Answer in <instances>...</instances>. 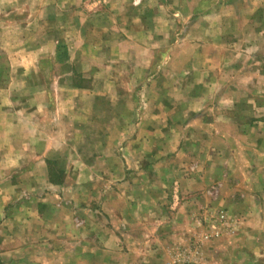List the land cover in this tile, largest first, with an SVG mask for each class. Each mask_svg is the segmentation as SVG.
<instances>
[{
	"label": "crops",
	"instance_id": "crops-1",
	"mask_svg": "<svg viewBox=\"0 0 264 264\" xmlns=\"http://www.w3.org/2000/svg\"><path fill=\"white\" fill-rule=\"evenodd\" d=\"M24 1L0 0V264H168L220 217L202 263L264 264L258 0Z\"/></svg>",
	"mask_w": 264,
	"mask_h": 264
},
{
	"label": "rangeland",
	"instance_id": "rangeland-1",
	"mask_svg": "<svg viewBox=\"0 0 264 264\" xmlns=\"http://www.w3.org/2000/svg\"><path fill=\"white\" fill-rule=\"evenodd\" d=\"M17 1H19V2L22 1L23 5H24V6H18V8H17V15L18 16H23V15H25V11H23V10H25V8H26L25 1L24 0H17ZM39 1L40 0H33V2H31V5H32L31 7H33V12H34L33 14L35 16L36 15H38V16L41 15L40 11L37 12L36 9H35V7L37 5L36 3H38ZM233 1H235V3H241V4H243V6H247V8H246V11L247 12L250 10L249 9V7H251L250 3H254L251 0H233ZM92 2H93V0H85L83 2V3H85L84 4V8L86 10L89 9V7H90V5H91ZM258 3L261 4V7L260 8H262L264 10V0H258ZM220 6H221V4H220ZM223 8H224V5H223ZM260 8L257 9L253 13V19L255 21V23H253V26H255V27H257L259 25V23L262 22V20H261L262 18L264 19L263 10L260 9ZM214 9L215 8L213 6V7L209 8V11H212ZM45 15H46V13H45ZM55 15H57V11L50 4V7L48 9V16H55ZM37 29L38 28H36L34 30V33L35 34L37 33ZM4 60H5V58L1 56L0 57V63H4ZM9 76L10 75H9V72L8 71L0 70V86H1V84ZM20 76H21V78H25V75L24 74L18 73V77H20ZM73 78H74V80L82 79L77 74H74V77ZM20 89L21 88H19V90L17 91L19 93V95L20 94H23V93H21V90ZM23 97H25V96H23ZM19 104H22V102L19 103ZM57 173H58V176L57 177L60 178V176H61V170H60V172L58 171ZM220 188H221V186H220V184L218 182L210 183L208 189L206 188L207 189L206 196H208L210 199H216V197H215L216 196V193L219 194ZM210 231L204 232V231H201L200 230L199 232H197L196 234H194L193 235V238H192L193 240L191 239L192 241L190 240L191 242L190 241L188 242L186 248L177 249V250H175L173 252L172 257H171V260H170V263H168V264H185V263H188V264H203L202 262L204 260L203 256L205 255L204 252H205L206 245H204L205 243L203 245H201L199 243V240L201 239V237H202V235L204 233H209ZM233 233L232 232H227V231L224 230V234L225 235H228V236L230 235V237L233 236ZM220 237H218V238H220ZM218 238H213V239H210L209 241L214 240V239H218ZM194 239H195V241H194ZM174 254H176V256H174Z\"/></svg>",
	"mask_w": 264,
	"mask_h": 264
},
{
	"label": "built area",
	"instance_id": "built-area-1",
	"mask_svg": "<svg viewBox=\"0 0 264 264\" xmlns=\"http://www.w3.org/2000/svg\"><path fill=\"white\" fill-rule=\"evenodd\" d=\"M223 219H224L223 217H220V220H219L220 221V225H219V227L215 228L213 231H210L209 233H204L202 235L201 239L199 240V243L201 245H203L204 243H206L210 239L220 237L224 233V230L227 231V232H232V233L234 232V231H232L231 228H229L228 223L223 221ZM185 264H188V263H185Z\"/></svg>",
	"mask_w": 264,
	"mask_h": 264
}]
</instances>
